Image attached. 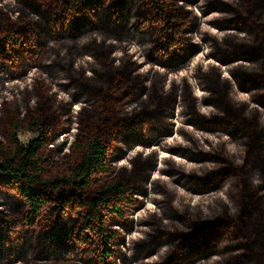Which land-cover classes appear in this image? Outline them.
Listing matches in <instances>:
<instances>
[{"label":"trees","instance_id":"16d2710c","mask_svg":"<svg viewBox=\"0 0 264 264\" xmlns=\"http://www.w3.org/2000/svg\"><path fill=\"white\" fill-rule=\"evenodd\" d=\"M59 1L63 2L8 0L5 9L19 14L15 21L0 9V82L28 77L40 82L53 77L65 84L70 79L66 90L73 87L99 102L100 123L88 120L89 135L78 146L79 160L68 173L54 176L50 175L53 155L48 143L62 131L61 116L54 125L45 110L34 107L31 112L27 104L29 114L7 118L4 132L9 147L0 145V187L16 188L23 207L14 209L12 215L0 212L5 218L0 217V264L76 261L89 239L95 264H205L213 260L212 264H264V0H125L113 11L106 0H65L66 5H58ZM51 4L56 9L43 12ZM203 23L217 32L203 30ZM133 24L158 37L143 39L134 47L130 43L121 46L120 41L134 36ZM112 26L120 33L110 34ZM205 50L206 59L217 64L206 71L198 64L193 81L186 76L180 82L170 79L188 71L189 60ZM45 52L49 63L42 64L39 59ZM76 54L97 59L91 64L96 68L92 79L81 63L74 64ZM145 66L147 70L159 68L147 72ZM47 89L42 86L41 91L48 94ZM26 90L25 99L31 98ZM28 131L42 133V139L23 148L17 137ZM205 133L218 139L229 136L242 144L243 152L223 156L220 145L213 146ZM169 138L173 142L167 143ZM181 139L196 149L192 155L180 148L184 147L178 143ZM137 146L153 147V155L167 153L163 158L171 160L177 156L207 166L226 165L223 174L233 179V186L236 182L235 210L218 204L225 212L191 220L188 209L178 210L171 202L173 192L178 191L174 183L184 185L183 174L164 180L165 187H152L151 192L146 189V178L143 190L141 185L134 188L136 184L124 172L93 186L98 177L113 175L109 166L113 148H127L120 154L124 158ZM239 157L242 162L237 165ZM141 172L147 175V170ZM160 174H167L165 167ZM208 175L196 179L197 184L210 186L216 175ZM257 178L263 184L254 188ZM72 187L82 195L78 216L70 215L71 224H62L55 210L47 207L62 188ZM150 201L158 206L165 202L175 214L159 222L152 214L148 221L142 213L132 218L142 209L138 203ZM142 227L154 233L144 234V242L135 245L129 235ZM162 249L166 251L161 253Z\"/></svg>","mask_w":264,"mask_h":264},{"label":"rangeland","instance_id":"374dc122","mask_svg":"<svg viewBox=\"0 0 264 264\" xmlns=\"http://www.w3.org/2000/svg\"><path fill=\"white\" fill-rule=\"evenodd\" d=\"M7 1L8 0H0V6H1L0 9L7 12L9 14L10 19L12 21H15L19 17V14H17V12H10L9 9H5L6 7L5 4H7ZM106 1L110 5L111 11H113L117 6L120 5L121 2L125 0H106ZM133 1L139 2L137 0H133ZM63 2L64 5H66V1L63 0ZM63 2L59 1L58 5H62ZM53 8L54 10L56 9L52 4L49 5V7L45 6L43 8V12L49 11L50 9L53 10ZM135 13H139V11L136 10ZM203 24H204L203 30L213 33L217 32V30L211 28L209 25L205 23ZM132 28L133 30H131V33L134 34V36H130L124 39L123 41H120L121 46H127L128 43H130L131 47H134L136 45H139L138 42L143 39H149L151 41L158 37L157 36L158 34L152 37L153 32L151 30L144 31L141 28L135 27V24L132 25ZM108 31L110 34L120 33L121 29L119 30L114 29V27L112 26V28L108 29ZM195 35L197 36V33H195ZM160 48H162V46ZM135 50H137L136 47L134 51ZM62 52L64 53V50ZM207 53L208 51L205 50L203 54L200 53L198 56L189 60L190 67L188 71H182L177 75L173 74L170 76V79L171 80L175 79L176 81L180 82L179 78L186 76L190 81H193L195 79L193 72L194 70H197L198 64H201L203 66L204 71L207 70L209 65L217 64V62H215L212 59L209 60L206 59ZM48 55H49L48 52H45L43 56L39 59V62L42 64L49 63ZM139 55H141V53L137 51L138 58ZM75 57L76 59L74 64H76V66H79V63H81L82 67H85L84 69H86V73L91 74L90 78L92 79V74H94L93 70L96 68L91 66V64L97 61L95 56L92 55L82 56L81 54H76ZM87 63H90L91 68ZM118 63H119L118 61H115V64ZM158 68L159 67L154 66V68L147 70L149 69V67L145 66L147 72L148 71L155 72V69ZM117 69H120V67H118ZM37 70L38 68H32V71L33 72L35 71L34 73H39V71ZM141 70H144V68H141ZM34 73H32L30 76L34 75ZM45 76L48 77L49 75L46 74ZM58 80L60 79L49 77L40 82L39 81L33 82V79H29L28 77L26 80L18 79L13 81L7 80L0 82V145H2L3 148L9 147L6 142L5 132H4L7 118L16 117L17 115L23 117L24 115H26V113H28L29 111V110L27 111L28 108L27 104L30 105V110L33 109L34 107L35 109L38 107V109L45 110L46 113L49 115L50 119L54 122L53 123L54 125H56L55 123L58 116H61L62 123L61 126H59V128L62 129V131L57 133L48 143V150H50L49 154L53 155V158L49 163V166L51 167L50 175H54V176L59 175L60 173H68L69 169L73 166V163L79 160L81 152L78 151V146L83 145L85 138L89 135V132L87 130L88 120L90 119L94 123H100L99 102H97L92 96L81 95L73 87L66 90L65 86L70 85V81H71L70 79H67L65 84H61L60 82H58ZM2 82H4L5 84L3 85ZM91 83L94 84L93 82ZM95 85L98 87L97 84ZM42 86L48 88L47 89L48 94L46 91L44 92L41 91ZM196 88H195L196 93L201 94V91ZM26 89H28L29 93L33 95L31 98L28 97V99H25V95L27 91ZM239 97L244 100L243 95L240 94ZM248 98L249 97H247V100ZM33 111L35 110H31V112ZM148 136L150 138L154 137L152 134H148ZM204 137L212 140L211 144L213 146H217V144H219L220 145L219 147L221 148L220 149L218 148V150L223 156L225 152L226 155H228L227 157L230 156L236 157L240 155V152H243L242 144L235 143L232 140V138H230L229 136L226 135L221 136L220 139H218L216 138V136L205 133ZM17 139L19 144L23 148H28L32 142H37L40 139H42V133L31 132V131L25 133L20 132L18 134ZM169 141L173 142V138L167 139V143H169ZM178 143L184 145L185 141L181 139L180 141H178ZM171 145H176V143H172ZM224 146H226V151ZM152 148L153 147L149 148V147L137 146L136 148L130 151L127 157L124 158L120 157V154L122 153L121 151L123 150L124 152H127L128 151L127 148H122V147L113 148L109 163L110 168H112L113 170V175L111 177H98L93 181L94 183L93 186L97 188L107 182H110L115 176L120 177L121 173L124 172L125 178L130 180L132 183L136 184L134 188L135 187L140 188L141 185V188L143 190L142 182L144 181L143 179L146 178V182H147L146 189H149L151 192L152 187L158 190H160L159 188L165 187V184L163 183L164 180L168 181L170 178H174L183 174L186 176V178L184 179L185 181L184 185L179 186L177 183H174V187H176L178 191L173 192L174 194L172 196L171 202L173 204V207L178 210L184 211V209H188L190 211L188 217L191 220H192V216L194 217L198 216V220H205V216L213 217L218 215L217 212H225V210L220 208L218 204H222V206H225V208H227L228 210L230 209L235 210L234 208H236V205L233 200L234 199L233 194L235 191L236 182H235V186H233L234 185L233 179L223 174L224 173L223 170H225L227 167L226 165L221 164L215 166L214 165L207 166L194 162L192 163L186 159H182L177 156H173V160H171L168 158H163L164 156H166L167 153L159 152L158 156L153 155L151 153ZM180 148H182L183 150H187L190 155H192V153L196 151V149L190 146L189 144L184 145V147L180 146ZM174 160L177 161L175 162ZM180 161L186 163L185 164L186 166L185 165L183 166ZM241 162L242 160L239 157L236 160V164L240 165ZM152 165L155 166L154 170L153 169L150 170ZM191 166L193 169H189ZM163 167H165V171L167 174L164 175L160 174V169ZM205 167H208L210 169L205 170L204 169ZM141 170H143L144 172H146L147 170L146 173L147 175L141 172ZM208 173L211 174L210 177L216 175L215 178L210 180L211 182L210 186L197 184L196 179L197 180L204 179L205 177L209 176ZM159 178H162V180ZM262 184L263 183L261 179L257 178V180L253 184V187L257 188L262 186ZM198 189L202 191H199ZM81 199H82L81 192L78 191L76 188L74 187L62 188L59 194L53 198L50 204H48L47 210L48 211L55 210V212L58 214V216L56 217V220L58 222L62 224H68V223L71 224L72 219L69 216L71 215L73 219H75L78 216L76 210L79 208V205L81 204L80 201ZM64 204L66 206L65 208L62 207ZM138 205L142 206V209L134 213L132 218H136L138 215L142 213L144 215V220L148 221L151 220L149 215L152 214V215H156L155 222H159L158 220L165 219L166 215H167L166 219H168L170 215L175 214L174 211H168L167 208L170 207L166 206L165 202H160V206H158V204H155L154 202L151 201L150 203L146 202L144 204L138 203ZM22 207H23V203L19 201L16 195V188L0 187L1 213L12 215L14 209L20 210ZM66 214H68V216H66ZM0 217L4 218V216H0ZM139 226L140 225L136 223V227ZM3 227L4 229H6L5 225ZM116 229L118 230L119 227H117ZM123 232L124 230L121 231V233ZM151 232L153 231L149 228L142 227V229L138 231L137 228H135V232L130 233L131 235L129 236H132V238H134L135 240L134 244L138 245L144 242L142 240L143 237H145L144 234L146 233L149 234ZM129 244L130 243L127 242L125 245H122L121 250L126 251L125 248ZM164 251L166 250L162 249L161 253H164ZM81 252L83 253L79 254V257H81L80 259L76 261L61 260L58 264H95L94 261L95 259L93 258L90 250V239L88 240V245L85 248V251H81ZM84 260H86V262L83 263ZM213 261H210L209 263H205V264H212ZM19 264H23V263L21 262Z\"/></svg>","mask_w":264,"mask_h":264}]
</instances>
